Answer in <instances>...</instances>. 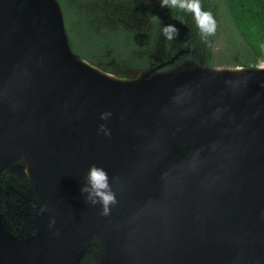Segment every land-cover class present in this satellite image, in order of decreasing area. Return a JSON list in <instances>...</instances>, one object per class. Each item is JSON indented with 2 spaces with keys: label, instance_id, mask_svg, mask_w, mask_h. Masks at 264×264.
I'll list each match as a JSON object with an SVG mask.
<instances>
[{
  "label": "water",
  "instance_id": "obj_1",
  "mask_svg": "<svg viewBox=\"0 0 264 264\" xmlns=\"http://www.w3.org/2000/svg\"><path fill=\"white\" fill-rule=\"evenodd\" d=\"M180 55L118 77L73 52L58 0H0V175L23 161L43 202L25 240L0 216V264H264V64L160 71Z\"/></svg>",
  "mask_w": 264,
  "mask_h": 264
},
{
  "label": "trees",
  "instance_id": "obj_2",
  "mask_svg": "<svg viewBox=\"0 0 264 264\" xmlns=\"http://www.w3.org/2000/svg\"><path fill=\"white\" fill-rule=\"evenodd\" d=\"M61 5L70 45L82 60L103 71L125 77L121 72L151 70L180 57L160 71H170L185 63L204 68L251 69L264 62V0H200L201 9L209 11L216 21V30L202 37L193 15L179 9L167 8L168 24H174L179 34L172 41L162 35L161 18L152 8L145 12L143 24L132 28V22L119 17L116 26H98L92 17L82 12L73 0H58ZM123 20V21H122ZM122 23H121V22ZM223 51L214 52L221 41ZM164 42L167 57L157 62L155 56ZM88 262L94 264L93 256ZM87 260L83 263L85 264Z\"/></svg>",
  "mask_w": 264,
  "mask_h": 264
},
{
  "label": "clouds",
  "instance_id": "obj_3",
  "mask_svg": "<svg viewBox=\"0 0 264 264\" xmlns=\"http://www.w3.org/2000/svg\"><path fill=\"white\" fill-rule=\"evenodd\" d=\"M161 8L179 9L193 15L196 26L202 37L212 35L216 30V21L209 11L201 9L200 0H160ZM152 21L157 22L160 17L153 15ZM164 38L172 41L179 34L174 24L163 25ZM111 116L110 112L101 113L100 118L106 120ZM98 131L104 136H110L111 131L106 125L101 124ZM85 183L81 186V194L85 195V202L92 206L99 205L102 216L110 215L111 207L117 203L116 193L112 189L111 178L105 168L91 165L85 175ZM55 225V219H50L49 227Z\"/></svg>",
  "mask_w": 264,
  "mask_h": 264
},
{
  "label": "flooded vegetation",
  "instance_id": "obj_4",
  "mask_svg": "<svg viewBox=\"0 0 264 264\" xmlns=\"http://www.w3.org/2000/svg\"><path fill=\"white\" fill-rule=\"evenodd\" d=\"M22 164L18 161L0 175V216L9 234L25 240L38 231L43 202L36 184L18 168Z\"/></svg>",
  "mask_w": 264,
  "mask_h": 264
},
{
  "label": "rangeland",
  "instance_id": "obj_5",
  "mask_svg": "<svg viewBox=\"0 0 264 264\" xmlns=\"http://www.w3.org/2000/svg\"><path fill=\"white\" fill-rule=\"evenodd\" d=\"M73 1V0H72ZM79 7H82V12L87 13L92 17V22L98 26L110 25L116 26L119 24L118 21L120 16L128 19L132 22V28H138L137 24L142 23L144 20L145 12L147 9L152 8L156 15H159L161 18V26L167 25V8L160 7V0H74ZM119 14V15H118ZM123 21V20H122ZM121 22V21H120ZM122 23V22H121ZM163 35V33H162ZM164 36V35H163ZM218 45H214V52H222L223 47L222 43L224 41L221 39ZM157 55L155 60L157 62L164 61L166 55L164 49V42L160 43L156 51ZM264 64V62H263ZM224 69H236L232 67H221ZM131 71L121 72L124 76H128V73ZM119 77V73H116ZM94 258V257H93Z\"/></svg>",
  "mask_w": 264,
  "mask_h": 264
}]
</instances>
